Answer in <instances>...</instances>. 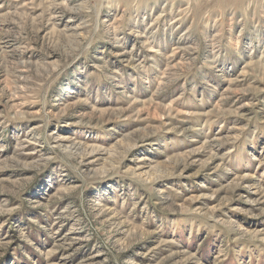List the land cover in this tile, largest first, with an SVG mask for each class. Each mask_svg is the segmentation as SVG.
Instances as JSON below:
<instances>
[{
  "label": "rangeland",
  "instance_id": "rangeland-1",
  "mask_svg": "<svg viewBox=\"0 0 264 264\" xmlns=\"http://www.w3.org/2000/svg\"><path fill=\"white\" fill-rule=\"evenodd\" d=\"M0 264H264V0H0Z\"/></svg>",
  "mask_w": 264,
  "mask_h": 264
},
{
  "label": "bare ground",
  "instance_id": "bare-ground-1",
  "mask_svg": "<svg viewBox=\"0 0 264 264\" xmlns=\"http://www.w3.org/2000/svg\"><path fill=\"white\" fill-rule=\"evenodd\" d=\"M239 1V0H238ZM128 2V1H127ZM224 2V1H223ZM142 36H140L141 38H146L145 37V35H143V34H141ZM147 41V40H146ZM231 103V102H230ZM229 109H230V107H229ZM183 112V111H182ZM188 113V112H187ZM234 114V113H233ZM185 129V128H184ZM76 145H78V144H76V143H72L71 144V147H72V149H74V148H76V150L75 151H77L78 150V148L79 147H76Z\"/></svg>",
  "mask_w": 264,
  "mask_h": 264
}]
</instances>
